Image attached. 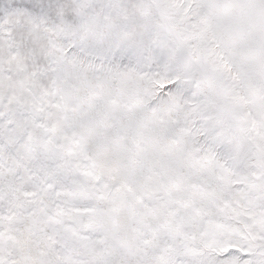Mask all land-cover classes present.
<instances>
[{
    "label": "snow or ice",
    "instance_id": "1",
    "mask_svg": "<svg viewBox=\"0 0 264 264\" xmlns=\"http://www.w3.org/2000/svg\"><path fill=\"white\" fill-rule=\"evenodd\" d=\"M0 264H264V0H0Z\"/></svg>",
    "mask_w": 264,
    "mask_h": 264
}]
</instances>
